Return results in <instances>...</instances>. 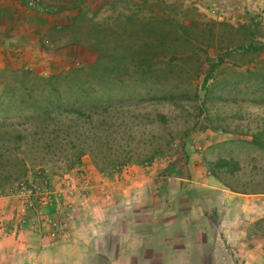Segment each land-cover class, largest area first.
Masks as SVG:
<instances>
[{
  "label": "rangeland",
  "instance_id": "obj_1",
  "mask_svg": "<svg viewBox=\"0 0 264 264\" xmlns=\"http://www.w3.org/2000/svg\"><path fill=\"white\" fill-rule=\"evenodd\" d=\"M43 1V13L50 16L46 46L61 56L57 55L59 60L42 74L22 67L23 60L14 61L0 70V88L3 81L11 82L22 71L48 79L72 68H86L98 59L90 78L97 91L103 92L98 76L106 65V97L114 100L119 90L115 80L121 78L127 85L120 93L135 100L124 118L135 124L132 136L137 147L131 162L101 169L100 160L108 153L98 152V146L92 154L78 155L59 139L48 151L45 145L50 142L52 127L43 128L39 122L0 112L4 114L0 115V146L14 145V140L7 142V132L19 131L25 136L21 150L11 148L0 158V173L18 177L0 191V264H51L33 254L55 249L70 252L83 245L87 248V243L79 247L68 240L76 222L95 214L91 207L96 204H88L93 196V175L120 178L128 169L150 166L160 171L191 168L200 180L208 173L219 183L220 179L247 193L243 198L256 202L245 203L255 205L249 216L253 219L249 234L256 241L255 245L249 243L250 253L257 257V264H264V147L260 146L264 145V92L260 90L264 86V51L227 52V46L232 50L246 35L230 34L225 26L214 25L253 24L256 43L264 44L263 21L253 13L245 14L243 23L218 19L214 2L202 0ZM146 57L152 58L154 66L143 74L139 66ZM205 57L210 64L218 58L223 62L203 84L208 68ZM246 70L258 71V82L247 81ZM150 75L159 77L160 83L142 84ZM148 92L154 95L152 103L148 102ZM38 116L44 117L41 112ZM146 154L150 157L144 158ZM224 158L239 162L238 175L230 176L216 167ZM47 178L52 192L57 182L74 184L76 195L69 197L72 208L68 209L65 194L51 193L50 204L35 202L30 207L11 194L21 182L41 183ZM94 248L104 250L106 245L94 243ZM85 264L111 261L96 258Z\"/></svg>",
  "mask_w": 264,
  "mask_h": 264
},
{
  "label": "crops",
  "instance_id": "obj_2",
  "mask_svg": "<svg viewBox=\"0 0 264 264\" xmlns=\"http://www.w3.org/2000/svg\"><path fill=\"white\" fill-rule=\"evenodd\" d=\"M202 2H214L218 19L243 23L244 15L253 13L264 23V0ZM45 13L26 0H0V70L23 60L22 67L42 74L59 60L61 54L46 46L50 16ZM195 173L150 166L128 169L120 178L93 175L88 204H96L91 207L95 214L76 222L68 240L79 247L87 243V248L46 250L34 257L51 264H85L96 258L111 264H257L249 244L256 242L249 234L255 205L246 206L255 200L230 191L208 173L204 180ZM100 242L106 249L94 248Z\"/></svg>",
  "mask_w": 264,
  "mask_h": 264
},
{
  "label": "trees",
  "instance_id": "obj_3",
  "mask_svg": "<svg viewBox=\"0 0 264 264\" xmlns=\"http://www.w3.org/2000/svg\"><path fill=\"white\" fill-rule=\"evenodd\" d=\"M214 25L218 27L225 26L229 29L230 34L242 33L246 35L244 42H239L232 50L227 46V52L234 50L244 54H258L264 51V44L256 43L257 36L252 29L253 24H251L252 26H234L224 23ZM115 60H118V64H121L119 59ZM151 60V57H146L139 66V72L146 74L149 69H152L154 63ZM205 61L208 63L206 57ZM217 61V63H208L203 84L207 83L214 70L223 62L220 58ZM253 61L250 60L249 63ZM97 62L86 68L69 69L48 79L24 71L19 72L18 75L15 74L11 82L6 80L1 85L0 112L5 114L12 112L16 117L26 118L28 122H39L43 128L52 127L51 134L49 133L48 136L50 142L45 145L48 151H51L50 149L54 147L52 143L57 144L60 139L63 144L65 143L71 149L77 150L78 155L92 154L95 146H98V152L108 153L102 157L103 160H100L103 165L101 169L115 168L131 162L133 159L131 153L134 152L133 148L137 147L132 136L135 124L126 120L124 116L127 112H131L129 108L135 100L120 93L121 88L127 85V82L121 78L115 80V85L119 90L115 94L114 100L106 97L105 86L108 80L106 65H103L98 76L101 84L98 87L103 92L97 91L90 79L94 73L95 67L93 68V66ZM258 71L260 70L258 69ZM258 71L246 70V80L254 79L255 82H258V79H256L259 75ZM159 83V77L152 75L142 81V84L145 85H158ZM203 89L206 91V88ZM260 90L264 92V86ZM150 93H147L148 102L152 103L154 102V95ZM40 112L44 117L38 116ZM3 132L6 133L7 131ZM7 133L9 136L7 142L14 140V145L0 146V158H2L4 152L10 151L11 148L19 151L23 147L22 141H24L25 136L21 132ZM260 146L264 147V145ZM149 155L146 154L144 158H149ZM216 167L230 176H236L241 171L239 162L233 158L220 159ZM17 179L18 177L10 174L0 173V191L5 190L10 183ZM219 181L230 191L247 194L220 179Z\"/></svg>",
  "mask_w": 264,
  "mask_h": 264
},
{
  "label": "built area",
  "instance_id": "obj_4",
  "mask_svg": "<svg viewBox=\"0 0 264 264\" xmlns=\"http://www.w3.org/2000/svg\"><path fill=\"white\" fill-rule=\"evenodd\" d=\"M27 5L30 8H33L38 11H43V8L41 6V0H26ZM55 190L52 192L50 179H42L41 183H33L31 181L28 182H21L17 184L16 187H14L11 190V194L15 197H17L19 200L23 201V205L30 207L33 206V203H38L43 206L50 204V194L54 193L58 196H61L62 194H65L67 198V204H69L67 207L68 209L72 208L73 199L70 201V198L75 197V187L74 184L69 183L67 186L62 183H56L55 184ZM52 195V194H51ZM70 197V198H69ZM51 237L55 236L54 232H51Z\"/></svg>",
  "mask_w": 264,
  "mask_h": 264
}]
</instances>
